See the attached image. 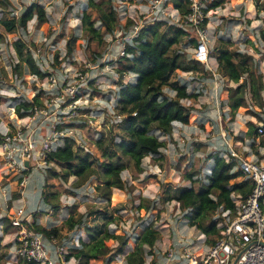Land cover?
I'll return each mask as SVG.
<instances>
[{
  "label": "rangeland",
  "instance_id": "obj_1",
  "mask_svg": "<svg viewBox=\"0 0 264 264\" xmlns=\"http://www.w3.org/2000/svg\"><path fill=\"white\" fill-rule=\"evenodd\" d=\"M8 1L10 5L3 8L1 3L4 0H0V17H18L27 6L36 2L44 8L47 23L39 27L37 18L34 16L28 21L26 31L15 29L12 32H7L0 24V126L18 118L14 115V107L20 100L31 99L36 92H39L41 108L47 109L51 117L61 120L64 125L71 124L79 127L85 134L86 150L77 149L76 151L79 153L88 151L100 161H104L105 158L101 157L97 148V133L103 132L105 135L111 133L113 136L115 134L120 136L122 133L121 127L114 123L115 115L107 110L116 101V91L121 83L117 72L120 63L117 62L116 56L113 59H107L105 55L111 48L113 51L117 49L114 47L117 45L116 40L125 30H129L135 21L127 16L123 17V13L118 12L117 6L120 0H109L118 16V28L114 31L115 34L100 39L83 30L81 12L89 0ZM127 1L130 4L135 2V0ZM219 1L215 12L208 17L210 65L216 66V55L220 50L246 51L258 62L264 77V0L259 1V6L255 4V0ZM124 6L127 5L124 4ZM102 7L105 11L108 10L106 5ZM130 12H132L130 6H127L125 14ZM96 14V10H93L92 16L96 17ZM98 24L96 22L94 26L97 27ZM18 38H22L26 43L27 50L31 52L39 67L50 74L46 73L41 78L29 74L23 63L20 67V74H15L14 64L19 62V59L13 42ZM193 48L192 43L183 41L174 45L171 51L181 50L188 57H192ZM212 68L215 70L214 67ZM197 72L199 74L196 76L199 79L195 80V78H190L194 76L193 73L176 70L163 87L165 94L174 97V85L186 83L187 91L197 94L194 98L181 101L190 109L189 123L175 122L173 133L170 136L160 137L165 142L162 148L163 158L145 156L142 161V171L135 168L130 158L121 157V162L125 166L121 172L124 189L113 188L109 202H106L105 198L95 190V186L101 184L97 174L92 175L80 188H74L71 185L76 179L75 176L68 177L66 181L61 177L48 181L50 185H53L52 190L59 194V205L56 209L48 207L45 211L41 210L38 213L42 218L41 226L59 227L58 234L54 238L57 244L64 243L61 245L64 248L63 254H59V260L57 259L59 263L56 261L55 264H75L74 258L67 261L65 255L78 245L79 239L88 240L86 228L97 230L104 228L105 223V228L111 232L124 233L129 237L123 252L111 264H126L125 256L134 249L136 236L149 225L159 231L160 238L153 247L155 259L148 254L145 256V264H160L159 262L164 260L167 249L170 247L182 248L192 241L190 247L204 248L210 245L208 240H214L215 236L205 235L194 226L188 225L186 215L191 212V209H182L174 199L167 197V200H164L165 188L189 184L190 181L185 180L183 176L195 167L200 168L202 178L212 166V160L207 159V156L217 151L223 152L222 156L227 154L226 142L233 145L229 136L239 135L240 126L244 122L250 120L258 126L262 123H258L257 119L250 113L248 114L244 107L236 110L233 120L229 115L220 119L222 111L226 114L229 112V109L222 104L226 100L225 88L233 83L221 76L217 69L215 76L209 70L207 73ZM79 74H82L81 78H78ZM50 75H53L59 84L71 81L83 85L88 96L86 94L76 102L69 100L62 103L60 100L62 91L60 89L57 91V87L51 84ZM127 75L122 77V81L125 82L132 78L131 75L128 77ZM201 77H208V80H203ZM262 96L264 99V90ZM253 109L264 119V106H253ZM90 110H93L95 118L92 120L93 124L88 126L83 121ZM119 136H116L115 141L120 139ZM263 138L264 133L256 138L254 146L248 149V152H252L259 163L264 161V145L261 144ZM237 146L239 149L240 146ZM52 167L60 170L55 164ZM6 176L0 172V210L8 214L11 208L13 211L14 206V202L9 200V197L21 188L17 186L15 180L8 181ZM44 177L45 174L41 169H32L28 176V186L34 184L35 191L41 190ZM240 179L241 177L236 178V180ZM164 184L163 190L161 187ZM194 185L197 187L199 183ZM142 198L149 201V209L146 213L138 209ZM23 199L25 200V196ZM6 203H8V208L5 206ZM23 205L28 206L26 201ZM72 205L76 207L69 211ZM152 205L155 207L152 208ZM81 213L85 214L82 218V225L69 228L65 224L67 217H73L74 222ZM210 217L218 221L217 226L224 222V216L218 209L212 212ZM2 218L0 217L1 220ZM108 218H111V221H107ZM4 222L8 224V218H4ZM31 224L32 222L30 227H32ZM3 228H0V234L4 233ZM51 238L46 237L45 241ZM12 243L14 247L11 246ZM116 245L117 241L111 243L112 247ZM0 264H28L15 253L14 239L11 243L0 245ZM88 264L104 263L101 260L90 259Z\"/></svg>",
  "mask_w": 264,
  "mask_h": 264
},
{
  "label": "trees",
  "instance_id": "obj_2",
  "mask_svg": "<svg viewBox=\"0 0 264 264\" xmlns=\"http://www.w3.org/2000/svg\"><path fill=\"white\" fill-rule=\"evenodd\" d=\"M259 1L255 0L257 6H259ZM219 3V0H215L210 4L207 8L208 13H214ZM169 4L177 9L180 14L187 12L188 0H170ZM1 5L3 8H7L10 3L8 0H4ZM102 5H106L108 10L105 11ZM93 10H96V17L92 16ZM34 16L37 18L39 27L47 23L44 8L33 2L18 17H0V24L7 32H12L15 29L26 31L28 21ZM80 19L83 30L98 36L100 39L112 35L118 28V16L109 0L97 2L89 0L81 12ZM96 22L99 23L97 27L94 26ZM206 22L207 19L204 20V25ZM189 35L182 29L173 25H166L163 22L147 23L140 28L139 36L134 45L126 46L127 55L117 60L120 63L117 72L121 83L116 91L115 104L118 112L123 115L118 124L122 130L121 135L115 134L113 136L111 133L105 135L101 132L100 137L97 138V148L101 157L105 158L104 161H100L90 152L79 153L75 151L74 143L69 139H66L61 147L50 152L48 155L50 162L59 167L60 170H57L56 167H50L45 172L41 193L45 204L54 209L59 205V194L52 190L53 185L48 182L50 179L61 177L66 181L68 177L75 176L76 179L71 185L74 188H80L92 175L97 174L101 184L96 185L95 190L101 197L105 198L106 202H109L113 188L124 189L121 172L125 166L121 162V157L130 158L139 171H142V161L145 156L151 155L156 159L163 158L162 148L165 146V142L160 137L170 136L173 133L175 122L189 123L190 109L181 101L197 96V94L187 91L186 84H176L173 87L174 97H170L165 94L164 85L176 70L208 72L201 63L192 57H188L181 50L171 51L174 45L183 41L190 42L195 46L196 39L189 37ZM13 46L19 59V62L14 64L15 74H20V67L23 63L29 74L43 77L44 73L37 66L31 52L27 50V45L23 39L15 40ZM68 51L70 53V48ZM216 61L220 75L233 83V85L225 88L226 100L222 104L229 109V112L226 114L222 111L220 119L229 115L230 119L233 120L236 110L244 107L247 113L255 117L257 122L262 123L264 127V119L253 109V106H264L262 96L264 77L258 62L246 51L227 49L217 53ZM126 74L134 75V80L131 82L122 81V77ZM40 104V93L37 92L31 99L20 100L14 107V115L18 118L23 117L33 105ZM257 127L255 122L248 120L241 125L240 134L229 136V139L231 142L250 139L254 143L256 138L260 137ZM116 136L120 138L118 141H115ZM261 144L264 145V138L261 139ZM207 159L212 160V166L206 180L200 177V168H192L183 176L190 183L175 188H168L167 186L164 200H167L168 197V199L176 200L182 209H191V212L186 215L188 225L194 226L205 235H213L216 238L219 236L220 228L217 227L218 221L211 219L210 214L221 207L223 210H229L233 216L235 204L232 194L237 193L241 198L246 197L252 188V183L243 179L239 172L233 171L235 162L225 160L218 151L208 155ZM6 177L8 181H13L15 175L11 173ZM237 177H241V179L236 180ZM195 183H199V185L195 187ZM164 186L165 184L161 187L163 190ZM17 197L15 196L14 199ZM75 207V205L70 206L69 211L74 210ZM154 207L155 205H152V208ZM138 209L146 213L149 209V201L142 198ZM37 213L32 214L35 216ZM84 215V213L78 214L77 220L74 222L72 221L73 217L69 216L65 224L69 228L82 225ZM107 221H111V218H108ZM31 225L35 232L42 233L45 237H56L58 234L57 227L47 228L37 223ZM105 225L106 223L104 228L97 230L86 228L88 240L79 239L78 245L65 255V260L74 258L75 264H88L90 259L101 260L104 264H111L115 261L123 252L129 237L124 233L115 234L105 228ZM8 227H11L10 222L6 225L5 230ZM94 227L97 228V225L94 224ZM159 238L158 230H155L151 225L145 227L136 236L134 249L125 256L126 264H145V256L148 254L155 259L153 247ZM113 241H117L115 247L111 246ZM213 241V239L208 240L210 244ZM28 264L38 263L28 262Z\"/></svg>",
  "mask_w": 264,
  "mask_h": 264
},
{
  "label": "built area",
  "instance_id": "obj_3",
  "mask_svg": "<svg viewBox=\"0 0 264 264\" xmlns=\"http://www.w3.org/2000/svg\"><path fill=\"white\" fill-rule=\"evenodd\" d=\"M214 1L188 0L187 12L180 14L169 4L170 0H135L133 4L127 0H120L118 12L135 22L129 30L120 34L116 40L117 45L114 46L117 49L113 51L111 48L105 57L113 59L116 56L118 60L127 55L126 46L134 45L144 24L163 22L182 29L190 34L189 37L196 39L192 58L215 75V70L210 65L208 43L210 14L207 11ZM124 4L130 6L132 12L125 14L127 6ZM205 19L207 22L204 25ZM37 66L39 67L38 64ZM39 69L44 75L50 74L40 67ZM129 75L132 78L125 82L134 80V75L128 74L127 77ZM81 77L82 74H79L78 78ZM49 80L57 87V91L58 89L62 91L60 95L62 103L69 100L76 102L86 94L88 96V92H85L81 84L71 81L59 84L53 75H50ZM40 105H33L23 117L14 118L10 123L0 126V172L5 175L13 173L15 183L21 189L26 186L32 169H41L45 174L46 170L52 167L53 163L50 162L48 155L61 147L66 139L73 141L75 151L87 148L86 136L79 127L64 125L61 120L51 117L47 109L41 108ZM107 110L115 115L114 123L118 126L123 115L118 112L115 102ZM94 118L93 110H90L89 114L85 115L83 123L92 125ZM257 131L259 135L264 133L263 124L257 127ZM97 134L96 140L101 132ZM226 145L225 159L233 160L235 162L233 171L239 172L243 179L252 183L250 192L244 198L232 194L235 204L233 216L229 210H223L221 207L218 209L224 216V222L217 226L220 228L219 236L214 238L212 244L204 248L201 246L192 248L191 241L182 248L170 247L160 264H264V161L259 163L256 158L247 159L236 150L235 145L228 142ZM25 162H28L27 166ZM209 172L210 170L202 176L203 180H206ZM40 198L42 199V196ZM9 222L15 230V253L26 263L55 264L59 254H63L64 247L61 245L64 243L57 244L54 237H48L51 239L46 242V237L42 233L28 227L31 220L23 208L15 209Z\"/></svg>",
  "mask_w": 264,
  "mask_h": 264
},
{
  "label": "crops",
  "instance_id": "obj_4",
  "mask_svg": "<svg viewBox=\"0 0 264 264\" xmlns=\"http://www.w3.org/2000/svg\"><path fill=\"white\" fill-rule=\"evenodd\" d=\"M216 62V61H215ZM216 66H217V62H216ZM216 66H213L214 69L216 70L217 67ZM187 73H193L194 76H190V78H195L196 79H199V77L196 76V74H199L197 71H194V72H187ZM216 74V73H215ZM215 76V75H214ZM201 79H205V80H208V77H201ZM186 84V83H185ZM245 123V122H244ZM241 127V126H240ZM236 135V134H235ZM256 142L254 141V143H252V141L250 139H245L244 141H234L233 142V145L236 146V150L245 158H256L254 157L255 155L252 153V152H248L249 148L251 146H254ZM245 144V145H244ZM237 145L240 146V148L238 149ZM242 150V151H240ZM220 155L222 156V153L219 152ZM224 158L227 156V154H223ZM29 182V181H28ZM28 182L26 184V186L21 189V190H18V192L14 193V195L12 194L10 197H9V200L11 199L13 203V211H12V208H11V212H9L8 214H6V211L4 210H0V217H3L2 220L0 219V228L4 227L5 225H8L7 222H4V218H8V221H10V217L11 215L13 214L14 210L17 209V208H23L25 210V212L29 215L30 219H31V222L32 223H37L40 225V221L42 220L41 218V215L39 213H37L35 216H33L32 213L34 212H39L41 210L45 211L49 206L47 204L44 203V201L40 198L41 197V193H42V190H43V185H44V181H43V184H42V189L41 190H38V191H35V185L34 184H31L28 186ZM19 194V195H18ZM236 195H239L236 193ZM17 197L14 199V197ZM23 196H25V200L23 199ZM240 196V195H239ZM13 197V199H12ZM241 197V196H240ZM8 200V201H9ZM26 201L28 206H25L23 205V202ZM6 208H8V203H6ZM10 214V215H9ZM50 215V214H48ZM46 216V215H45ZM9 223V222H8ZM44 226V225H43ZM6 227V226H5ZM5 227L3 228V231L4 233L3 234H0V245L1 246H4L6 245L7 243H11L13 242V239H14V228L12 227H8L7 230H5ZM45 227V226H44ZM11 228V229H10ZM59 228V227H58ZM61 231L59 230V233ZM3 235V236H2ZM84 240V239H83ZM11 245V244H10ZM12 247H14V244L12 243L11 245ZM4 250H6V248H3ZM59 260V259H58ZM57 260V263H59Z\"/></svg>",
  "mask_w": 264,
  "mask_h": 264
},
{
  "label": "water",
  "instance_id": "obj_5",
  "mask_svg": "<svg viewBox=\"0 0 264 264\" xmlns=\"http://www.w3.org/2000/svg\"><path fill=\"white\" fill-rule=\"evenodd\" d=\"M25 165L27 166L28 165V162H25ZM235 262H236V260H235Z\"/></svg>",
  "mask_w": 264,
  "mask_h": 264
},
{
  "label": "clouds",
  "instance_id": "obj_6",
  "mask_svg": "<svg viewBox=\"0 0 264 264\" xmlns=\"http://www.w3.org/2000/svg\"><path fill=\"white\" fill-rule=\"evenodd\" d=\"M209 174H210V172H209ZM209 174H208V175H209ZM208 175H207V176H208Z\"/></svg>",
  "mask_w": 264,
  "mask_h": 264
}]
</instances>
